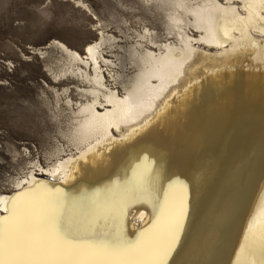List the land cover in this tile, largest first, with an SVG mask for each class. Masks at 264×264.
I'll return each mask as SVG.
<instances>
[{"label": "bare ground", "instance_id": "6f19581e", "mask_svg": "<svg viewBox=\"0 0 264 264\" xmlns=\"http://www.w3.org/2000/svg\"><path fill=\"white\" fill-rule=\"evenodd\" d=\"M144 1L164 13L166 39L136 34L125 81L107 54L117 36L102 28L82 52L57 39L37 49L65 56L61 77L84 82L85 98L55 91L72 114L73 149L30 161L0 192V220L7 228L18 194L59 193L74 205L62 227L76 242L147 233L169 243L175 233L167 264H264V0ZM138 160L151 179L133 187ZM34 215L45 226L51 213Z\"/></svg>", "mask_w": 264, "mask_h": 264}, {"label": "rangeland", "instance_id": "374dc122", "mask_svg": "<svg viewBox=\"0 0 264 264\" xmlns=\"http://www.w3.org/2000/svg\"><path fill=\"white\" fill-rule=\"evenodd\" d=\"M145 27L158 40L166 39L164 13L156 3L0 0V192L12 190L13 180L24 174L30 161L47 166L55 159L57 147L73 149L67 136L72 114L63 105L64 95L58 98L55 91L61 93L68 87L69 98L80 101L85 97L76 85L83 88L86 84L61 77L65 56L58 49L49 47L47 58L37 49L57 39L82 52L85 44L98 39L102 28L117 36L118 43L107 54L116 60L121 82L136 70L131 49L136 34ZM167 39L172 40L171 36ZM46 64L53 72H47Z\"/></svg>", "mask_w": 264, "mask_h": 264}, {"label": "snow or ice", "instance_id": "6c2138e0", "mask_svg": "<svg viewBox=\"0 0 264 264\" xmlns=\"http://www.w3.org/2000/svg\"><path fill=\"white\" fill-rule=\"evenodd\" d=\"M150 179L151 170L139 160L129 169L130 186ZM38 207L51 213L45 226L34 215ZM74 210V205L59 193L32 190L13 197L4 218L8 227L0 220V264H167L176 242L175 233L169 243L155 234L142 233L140 240L130 242L109 240L105 233L93 236V243L82 244L75 241L69 229L62 227L65 216Z\"/></svg>", "mask_w": 264, "mask_h": 264}]
</instances>
